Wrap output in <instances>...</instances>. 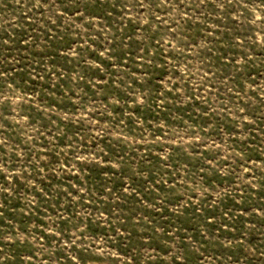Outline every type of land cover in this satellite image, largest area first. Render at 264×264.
Listing matches in <instances>:
<instances>
[{"label": "rangeland", "instance_id": "obj_1", "mask_svg": "<svg viewBox=\"0 0 264 264\" xmlns=\"http://www.w3.org/2000/svg\"><path fill=\"white\" fill-rule=\"evenodd\" d=\"M0 264H264V0H0Z\"/></svg>", "mask_w": 264, "mask_h": 264}]
</instances>
